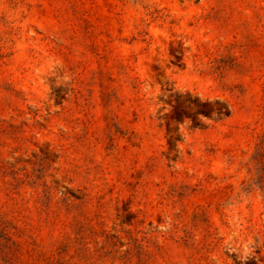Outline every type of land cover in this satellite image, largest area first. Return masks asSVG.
I'll use <instances>...</instances> for the list:
<instances>
[{"label":"rangeland","instance_id":"rangeland-1","mask_svg":"<svg viewBox=\"0 0 264 264\" xmlns=\"http://www.w3.org/2000/svg\"><path fill=\"white\" fill-rule=\"evenodd\" d=\"M0 264H264V0H0Z\"/></svg>","mask_w":264,"mask_h":264}]
</instances>
